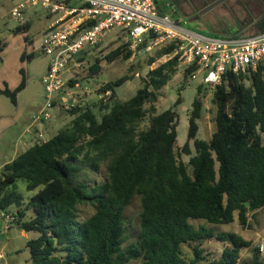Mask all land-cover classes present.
Wrapping results in <instances>:
<instances>
[{"label":"trees","instance_id":"16d2710c","mask_svg":"<svg viewBox=\"0 0 264 264\" xmlns=\"http://www.w3.org/2000/svg\"><path fill=\"white\" fill-rule=\"evenodd\" d=\"M30 28L27 21L14 32L23 33L31 44ZM263 31L264 27L257 32ZM9 43L0 39V58ZM129 45L113 49L106 60L129 59L133 53ZM175 46L171 43L149 58L143 86L130 99H118L116 87L132 75L102 82L99 92H112L107 100L84 104L81 97L68 108L73 116L70 125L3 166L0 211L6 214L17 206L15 222L39 232L29 241L33 264H129L134 260L141 264H264L259 245L253 246L241 234L191 222L238 221L245 227L250 215L264 207V63L247 76L227 73L222 84L215 86L216 129L208 140L198 137L203 111V86H198L188 138L180 148L176 107L182 97L161 112L155 107L161 89L177 72L178 59L151 68ZM35 56L25 51L21 59ZM101 60L97 57L90 66L92 74L102 69ZM196 69L188 67L185 76L191 78ZM22 74L15 89L0 87V94L14 103L27 86L24 70ZM76 82L70 79L67 85ZM147 115L149 123L143 128ZM85 169L103 170L105 178L92 184L82 176ZM19 179L26 181L28 190L36 191L27 205L35 213L31 219H23ZM137 196L140 223L135 239L129 241L127 208ZM86 208L92 211L87 213ZM208 240L223 243L219 255L207 249ZM185 244L192 248L190 259L185 257ZM244 248H252V257L240 263Z\"/></svg>","mask_w":264,"mask_h":264},{"label":"rangeland","instance_id":"374dc122","mask_svg":"<svg viewBox=\"0 0 264 264\" xmlns=\"http://www.w3.org/2000/svg\"><path fill=\"white\" fill-rule=\"evenodd\" d=\"M25 0H0V39L10 40V43L6 50L1 54L0 58V87L5 88L9 86L11 89H15L23 77L22 70L25 71L27 77V86L18 94V101L14 103L8 96L0 94V172L5 163L11 161L17 154H20L30 145L43 141L46 138H51L60 129L65 128L72 122L73 116L69 113L67 108L60 109L59 106H55L50 109L52 118L61 114L62 122L54 124L52 130L49 133L43 135V129L38 130L32 143L28 144L26 141L30 139V136L35 133L36 129L41 127L35 120L41 110L45 108L47 104V92L43 78L47 73L48 65L51 57L45 53H41L33 45H27L24 34L14 32L19 22L12 16L13 8ZM159 5L164 0H157ZM179 8L182 10L181 16L183 18V25L189 28H195L197 30L209 32H218L220 30H228L227 26L220 24L217 26L214 23V19L218 15V11H222L221 7L212 8L199 13V17L195 16V11L188 7L186 3L176 2ZM28 17H41L45 19L47 17L54 16L49 15L48 12L42 6L30 7L24 13ZM48 14V16H46ZM172 18H177L176 13H171ZM186 21V22H184ZM37 20L34 21L36 24ZM229 27H232L231 23L226 21ZM35 36V42L38 40L40 34H38L34 28L29 32ZM125 32L118 28L109 30L107 35L102 40L93 46H88L85 53L77 60L80 64L72 65L66 72L65 76L68 81L70 79H76L82 83V87L87 89L88 92L84 96V104L99 103L102 99V93L99 92L102 82L109 80H115L122 75L129 74L133 78L127 80L123 84L116 87L117 97L121 101L130 99L136 94L138 89L143 86L142 78L147 73L149 67L147 61L151 56L155 54L157 50L152 52H141L129 59H116L113 62H108L105 56L125 43ZM25 50L33 51L36 56L29 60L23 61L21 59ZM101 58L102 69L92 74L90 66L96 61V58ZM167 60L160 57L155 63L151 65L156 67ZM186 67L177 66V72L172 80L165 85L161 91L158 100L155 103V107L158 112H161L171 106H174L179 96L182 97V102L177 105L176 110L179 113V125H178V143L181 148L187 141L188 128H189V115L192 111V103L198 95V86L202 85L203 90L200 94L203 101L202 117L199 119V133L198 137L201 139H210L216 129V114L217 106L213 100V94L215 87L213 85H205L201 83L200 77L189 78L186 77ZM69 85H67V88ZM150 104L146 105L149 108ZM95 111L100 116L101 111L96 107ZM51 118V119H52ZM55 119V118H54ZM149 123V115L146 116L141 123V127H147ZM30 130V131H29ZM25 142H24V141ZM23 141V142H22ZM28 145H27V144ZM192 148L194 150L193 141H191ZM195 152V151H194ZM185 161L188 162L189 156L186 154L183 156ZM83 178L87 179L90 183L102 181L105 178V172H92L90 169H85L82 172ZM17 190L24 196V204L28 205L29 198L36 192L27 189L26 181L19 179L17 182ZM92 210L85 209V212L90 213ZM141 212V200L137 196L127 208V235L129 241H133L137 235V230L140 223ZM17 214V206H11L6 214L4 213V221L8 225L14 224L9 222L8 216ZM191 222L196 226L201 224H207L212 226L217 231H233L241 234L246 239L253 242V246L264 244V207L259 209L254 216L250 215L249 224L242 226L238 221L229 224H211L206 219H192ZM35 232H33L34 234ZM17 241V251H11L8 249L0 248V252L5 256V260H0V264H32L30 261V253L25 246L26 239L19 237ZM205 246L215 255H219L223 248V243L217 240H208L205 242ZM186 259H190L192 254V248L189 244L183 246ZM252 248H244L241 252L240 263L251 259ZM262 259L264 260V254L262 253ZM129 264H141L140 260H134Z\"/></svg>","mask_w":264,"mask_h":264},{"label":"built area","instance_id":"2783aa9c","mask_svg":"<svg viewBox=\"0 0 264 264\" xmlns=\"http://www.w3.org/2000/svg\"><path fill=\"white\" fill-rule=\"evenodd\" d=\"M39 5L55 17L35 42L36 50L51 57L43 78L47 104L35 118L39 126L52 118L53 107L68 109L84 98L88 90L79 81L67 88L65 74L80 64L77 60L88 46L98 44L113 28L125 32L124 42L130 43L133 56L175 43L162 57H177L178 65L186 68L197 66L192 78L200 77L205 85L222 84L227 73L250 75L264 63V31L229 38L208 36L162 14L156 0H25L13 8L12 16L23 25L28 21L26 10ZM111 93L103 92L102 99ZM7 218L13 222L16 217ZM259 247L264 254V244Z\"/></svg>","mask_w":264,"mask_h":264},{"label":"crops","instance_id":"0c3cea01","mask_svg":"<svg viewBox=\"0 0 264 264\" xmlns=\"http://www.w3.org/2000/svg\"><path fill=\"white\" fill-rule=\"evenodd\" d=\"M157 4H158L159 10H160V12L162 14L176 13L177 14V18H172V17L171 18L174 19V20L181 21V22L183 21V18L181 16L182 10L179 8L178 4L176 5L174 2L169 1V0H164L161 5H159V3L157 1ZM218 15L220 17H222V18L227 17L226 14H225V11L223 9H222V11H218ZM46 16H48V14ZM194 18H196V16ZM27 19L31 23L30 30L34 26L36 32L38 34H40V36L44 33V31L54 21L52 19V17H47L45 19H42L41 17H28ZM35 20H37L36 24H34V21ZM214 21L215 22L213 24H215L217 26H220V24H221L220 22H218L216 19H214ZM225 21H229V20L227 18H225ZM184 22H186V21H184ZM231 24H233V23H231ZM187 27L189 28V26H187ZM189 29H191V30H193L195 32H199V33L208 35V36H214V34H217V36H214V37H221V38H229V37L241 36V35H236V33H234V32L226 31L224 29L223 30H220L218 32H213V31L205 32V31L197 30V29L191 28V27ZM30 30H29V32H30ZM255 33H258V32H255ZM30 35H31V39L33 41H32L31 44H28L26 42L27 45H33L35 43V36L33 34H30ZM40 36H39V38H40ZM25 51H28V50H25ZM28 52H31V51H28ZM83 100H84V98H83ZM62 117L63 116L61 114H58V115H56L54 117L55 119L52 118V119L46 121L41 127H39V128L36 129L35 133H33L30 136V139L28 141H26V142L28 144L32 143L31 141L34 139L36 133H39L38 130L43 129V135L49 133V131L52 130V128L54 127V124L60 123V122L63 121L62 120ZM46 140H48V138L44 139L43 141H46ZM21 209L22 210L25 209V216L23 217L24 220L31 219L35 215V213H34V211L32 209L27 208V205L22 206ZM17 210H18V208H17ZM4 213L5 212L0 211V248H3V249H8L9 248L11 251H17L18 246H17V241L16 240H18V238L22 236V237H24L27 240L26 243H25V246L29 250V253H30V261L32 262V260H31V249H30V246H29V241L32 240V239H34V238H37L39 236V232L33 231V230L32 231H27L24 228H22L20 226V224H18L17 222H15V220L13 221L14 224L8 225L6 223V221H4V216H3ZM13 222H11V223H13ZM33 232H35V233L33 234ZM0 260L1 261L2 260H5V256H4V258H2Z\"/></svg>","mask_w":264,"mask_h":264},{"label":"flooded vegetation","instance_id":"af4514ba","mask_svg":"<svg viewBox=\"0 0 264 264\" xmlns=\"http://www.w3.org/2000/svg\"><path fill=\"white\" fill-rule=\"evenodd\" d=\"M186 3L188 7L195 11L194 16L199 17V13L207 6L217 0H169ZM221 7L227 17L215 18L218 22L228 27L226 31L234 32L236 35H249L260 31L264 27V0H224L215 8ZM227 18L232 27L226 24ZM215 22V21H214Z\"/></svg>","mask_w":264,"mask_h":264},{"label":"water","instance_id":"95a60500","mask_svg":"<svg viewBox=\"0 0 264 264\" xmlns=\"http://www.w3.org/2000/svg\"><path fill=\"white\" fill-rule=\"evenodd\" d=\"M223 1L224 0H217V1L213 2V3H211L209 6H207L203 11L210 10V9L216 7L217 5H219ZM247 204H248V202H247Z\"/></svg>","mask_w":264,"mask_h":264}]
</instances>
